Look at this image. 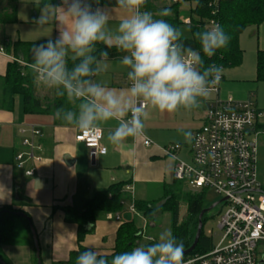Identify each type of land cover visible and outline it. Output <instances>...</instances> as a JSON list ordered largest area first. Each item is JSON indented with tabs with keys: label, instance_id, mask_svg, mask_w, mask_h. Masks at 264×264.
<instances>
[{
	"label": "crops",
	"instance_id": "crops-1",
	"mask_svg": "<svg viewBox=\"0 0 264 264\" xmlns=\"http://www.w3.org/2000/svg\"><path fill=\"white\" fill-rule=\"evenodd\" d=\"M191 1L192 9L195 0ZM51 2L57 4L59 0H39V3L37 0H0V47L4 48L3 52L0 51V78L6 74L9 63L18 60L13 50L15 42H40L51 36L55 38V25L40 30L33 23L34 18L39 16V7ZM91 2L93 8L112 10L110 26L114 29L124 14L116 7V0H99L98 4L95 0ZM4 13L7 19L2 21ZM239 44L243 51L242 62L223 70L218 96H233L236 99L252 96L261 112L252 128V135L257 133V137L264 136V81L256 80L257 55L259 51H264V22L258 26H248L240 34ZM108 51L119 52L116 48ZM122 55L123 53L117 57H108L106 70L94 79L107 87L126 92L129 82L127 69L120 62ZM35 93L42 99L44 108L50 107L47 113L26 112L23 97L19 99V94L14 96L13 103L5 102L0 80V209L11 207L23 211L29 217L37 235L42 264L68 263L70 255L80 245L92 247L101 255L111 253L119 226L129 221L124 220L125 211H129L126 205L119 212H98L94 232L88 234L82 242L78 240V225L66 221L64 208H81L84 201L94 197L96 192L116 183L131 184L134 188L136 181H160L163 191L174 185L175 159L165 155L163 148L170 142L181 144L178 151L180 157L184 150L181 143L184 137L182 128L186 126H179V121L184 120L187 115L201 122L190 129L192 131L189 133L192 132L193 136L203 124V108L217 96L210 92L212 96L202 98L199 107L192 110L181 109L171 114L160 113L148 107L144 119V134L152 140L151 146H145L140 137L129 138L119 146L113 145L108 140V135L115 122L102 124L99 129L107 152L96 154L92 160L90 150L75 139L78 129L57 122L51 108L54 92L36 82ZM26 125H35L41 130V136L37 139L41 149L34 153L40 155L42 160L36 163L37 171L33 176H27L17 166L16 159L18 153L28 150L22 143L23 135L19 133V128ZM262 144L264 145V140ZM186 146L189 147L188 144ZM31 164L28 161L26 166ZM123 194L124 201L129 202V194L124 188ZM134 198L144 200L135 197V188ZM108 213H118L120 219H108ZM136 216L134 214L131 220ZM16 228L17 225L15 230ZM27 232L31 240L26 233L23 241L15 243L14 240L1 246L6 264H38L32 233ZM259 255V264H264V246L260 248Z\"/></svg>",
	"mask_w": 264,
	"mask_h": 264
},
{
	"label": "clouds",
	"instance_id": "clouds-1",
	"mask_svg": "<svg viewBox=\"0 0 264 264\" xmlns=\"http://www.w3.org/2000/svg\"><path fill=\"white\" fill-rule=\"evenodd\" d=\"M146 2L116 0L124 14L114 29L110 26L112 10L93 8L91 0H59L39 7L33 23L40 30L55 25L56 36L31 48L28 67L39 85L72 105L57 108L56 118L84 136L94 135L102 124L114 121L108 140L119 146L144 135L148 107L170 114L192 110L221 79L222 67H205L204 57L211 58L228 46L231 37L225 29L214 24L198 31L194 38L199 49L186 47L183 32L164 19L172 14L171 9L161 10L156 18L145 9ZM98 44L123 53L120 62L129 82L126 92L94 79L106 70L109 55L100 50L97 56ZM151 239L149 244L111 257L89 247L77 255L75 264H184V244L170 228Z\"/></svg>",
	"mask_w": 264,
	"mask_h": 264
},
{
	"label": "built area",
	"instance_id": "built-area-1",
	"mask_svg": "<svg viewBox=\"0 0 264 264\" xmlns=\"http://www.w3.org/2000/svg\"><path fill=\"white\" fill-rule=\"evenodd\" d=\"M167 1L176 3L179 0ZM215 4L217 0L209 3L210 6ZM183 23L190 25V17L183 19ZM214 24H219L218 20L209 19L205 29ZM0 51L3 52L4 48L0 47ZM222 79L223 74L210 91L217 96L208 101L203 124L192 136L190 161L178 157L181 144L163 148L165 155L175 159L174 179L186 182L192 191L213 189L225 198L217 226L219 235L213 240V247L205 253L186 255L184 264H259L260 248L264 246V185L258 172L257 133L252 135L261 112L252 96L245 99L219 97ZM19 133L23 135L22 143L28 150L16 155L17 166L27 176H33L37 171L36 163L42 160L34 153L41 149L37 142L41 130L35 125H26L19 128ZM102 137L101 129L91 136H84L77 130L75 139L95 156L107 152ZM140 138L145 146L153 144L145 134ZM28 161L32 164L26 166ZM124 191L129 194V202L123 200L122 204L139 216L133 186L126 184ZM107 218L119 220L120 216L108 213ZM208 235L213 237V232Z\"/></svg>",
	"mask_w": 264,
	"mask_h": 264
},
{
	"label": "trees",
	"instance_id": "trees-1",
	"mask_svg": "<svg viewBox=\"0 0 264 264\" xmlns=\"http://www.w3.org/2000/svg\"><path fill=\"white\" fill-rule=\"evenodd\" d=\"M15 1V0H10ZM183 0L176 3L162 2V0H147L145 9L151 11L156 18L159 12L165 8H170L172 14L164 17L169 23L179 29L183 24V19L180 15V5ZM211 0H195V6L191 9L189 15L191 19L190 29L192 37H183V43L186 47L199 49V44L194 38V34L205 29V24L211 18L218 20L219 24L230 35L231 39L226 48L220 49L217 53L209 57H204V66L215 64L222 69L237 66L242 62L243 51L239 44L240 34L251 25L258 26L264 22V0H217V4L210 6ZM43 42V41H40ZM39 42L17 41L13 45L16 61L9 63L6 74L0 78L2 84V91L5 102L13 103L14 96L19 94L24 100V109L28 113H47L50 107L44 108L42 99L36 95V81L33 73L28 65L31 62V48ZM97 56L100 50L107 48L103 44L97 45ZM108 57H117L121 55L120 52L108 51ZM203 56V54L201 53ZM22 62H20V61ZM72 61L69 59V65ZM223 72V71H222ZM257 81H264V51H259L257 55L256 66ZM69 108V105L63 98L54 96L51 105L55 112L57 108ZM58 123L69 125L62 120L57 119ZM175 179L174 185L177 183ZM124 183L112 184L109 188L96 192L94 197L84 201L81 208L66 207L64 208L65 219L68 222H74L78 225V240L80 242L88 235L94 232L96 225L97 213L102 212H119L124 209L123 188ZM264 189V186H263ZM167 193L161 207L165 211L172 213V232L177 241H182L184 250L189 248L195 238L198 227L199 214L204 209V197L207 190L192 191L188 190L185 194L181 190L173 191L170 187L166 188ZM182 195V196H181ZM185 201L187 205V216L183 222L180 221L179 207L180 202ZM160 202V201H158ZM135 206L140 215L150 220L156 212L153 201L135 200ZM16 212H23L21 210L5 207L0 209V259L4 261L1 246L3 244L14 241L15 227L18 221L24 222L26 229L31 232V223L29 217H21ZM202 233L199 242L195 249L188 255L194 253H205L213 247V237L204 232V224L206 222V213L203 218ZM91 225V227H89ZM141 228L138 227L136 220H129L122 223L116 235V242L113 251L109 254H102L111 257L115 253L128 250L139 245L141 240ZM152 242V241H151ZM148 242L146 244H149ZM84 246L79 247L78 250L72 252L69 264H75L77 255L86 250ZM185 257V256H184ZM6 264V262L4 261Z\"/></svg>",
	"mask_w": 264,
	"mask_h": 264
},
{
	"label": "rangeland",
	"instance_id": "rangeland-1",
	"mask_svg": "<svg viewBox=\"0 0 264 264\" xmlns=\"http://www.w3.org/2000/svg\"><path fill=\"white\" fill-rule=\"evenodd\" d=\"M191 3H193L191 0H183L181 5H180V15L182 19H185L189 17L191 13ZM0 11H1V6H0ZM2 21H5L7 19L6 14L2 16ZM179 30L183 32V37H192V31L190 29V26L183 23L180 25ZM19 99L22 98L21 95H19ZM212 93L209 94L208 97H211ZM206 107L203 108V111L205 110ZM201 122H198L196 120H193L191 116H187L179 121L178 125L179 126H186L185 128H182V134L183 138L181 139V143L184 146L183 153L180 155V157L189 162L190 159L188 157L189 155V150L186 146V144H190L191 138H192V132H190L191 136L186 137V133H189V131H192V127L195 125H200ZM202 126V124H201ZM262 140H264L263 135H259L257 137V160H258V171H259V177L260 181L264 183V145L262 144ZM173 141H176L173 139ZM173 144L172 142L167 143L166 145ZM135 197L138 199H144L148 201H153L155 204L156 212L152 216L150 220L148 218H144L142 215H137L135 217L136 223L138 227L141 228V240L139 241V245L141 244H146L148 242H151L152 240L150 238H155L158 236L159 232L163 231L166 228H170L172 230V213L165 211L164 208H162L161 201H163L164 197H166L167 190L163 191V184L160 181H154L151 180L149 182H135ZM170 188L173 191L181 190L183 194L189 190V186L186 182L184 181H177L175 185L170 186ZM182 196V195H181ZM163 199V200H161ZM222 200V195L218 194L215 190L210 189L207 191L204 197V209H209L206 213V222L204 224V232L205 233H210L213 232V240H216L218 238V222L220 220L221 213L225 207V204L223 202H219ZM160 201V202H158ZM219 202L216 206L211 208L214 204ZM211 208V209H210ZM126 217H124V220H131L134 218V214L131 211H125ZM179 216H180V223L183 222V220L186 219L187 216V205L185 201L180 202V207H179ZM145 228V229H144ZM144 230V234L142 233ZM27 232L26 226L24 222L18 221L17 228L14 232V240L16 242L23 241V237L26 236ZM30 240L31 236L30 234L28 235ZM194 242V241H193ZM32 250H33V243H32Z\"/></svg>",
	"mask_w": 264,
	"mask_h": 264
},
{
	"label": "water",
	"instance_id": "water-1",
	"mask_svg": "<svg viewBox=\"0 0 264 264\" xmlns=\"http://www.w3.org/2000/svg\"><path fill=\"white\" fill-rule=\"evenodd\" d=\"M93 159H94V156H92V160ZM224 199L225 198H222V200L219 201V202H222ZM219 202L214 204L211 208L216 206ZM208 210L209 209H203L200 212L199 221H198V227H197V231H196V234H195L194 242L192 243V245L189 248L184 250V256H186L189 253H191L195 249L196 245L198 244L199 238H200L201 233H202V228H203V220H202V218H203L204 214L207 213ZM16 214L21 216V217H25V218L27 217V215L24 212H16ZM31 233H32V236H33L34 246H35V249H36L37 262H38V264H42L41 260H40V249H39V244H38V240H37V235H36V232H35V230H34V228L32 226H31ZM0 264H5L2 259H0ZM65 264H68V263H65Z\"/></svg>",
	"mask_w": 264,
	"mask_h": 264
}]
</instances>
